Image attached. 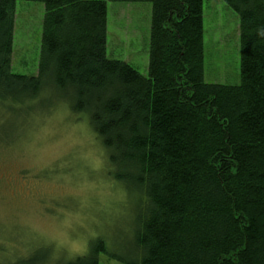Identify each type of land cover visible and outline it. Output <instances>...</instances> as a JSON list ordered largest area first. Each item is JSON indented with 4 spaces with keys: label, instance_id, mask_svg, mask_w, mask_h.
I'll list each match as a JSON object with an SVG mask.
<instances>
[{
    "label": "trees",
    "instance_id": "obj_1",
    "mask_svg": "<svg viewBox=\"0 0 264 264\" xmlns=\"http://www.w3.org/2000/svg\"><path fill=\"white\" fill-rule=\"evenodd\" d=\"M18 1L45 7L37 76L12 72ZM108 1L152 4L148 76L108 57L107 2L0 0V110L38 111L50 93L87 115L139 202L122 264H264V0H223L240 20L239 86L205 82L203 0ZM39 252L0 264H41ZM101 254L98 241L65 264Z\"/></svg>",
    "mask_w": 264,
    "mask_h": 264
},
{
    "label": "rangeland",
    "instance_id": "obj_2",
    "mask_svg": "<svg viewBox=\"0 0 264 264\" xmlns=\"http://www.w3.org/2000/svg\"><path fill=\"white\" fill-rule=\"evenodd\" d=\"M87 1L107 2L108 57L148 76L152 4ZM203 2L205 82L239 86V16L223 0ZM44 15L41 2L16 3L14 74L38 75ZM40 103L35 112L0 110V262L40 251L41 264H65L98 241L107 250L100 264L132 259L137 195L112 179L87 115L54 105L50 93Z\"/></svg>",
    "mask_w": 264,
    "mask_h": 264
},
{
    "label": "crops",
    "instance_id": "obj_3",
    "mask_svg": "<svg viewBox=\"0 0 264 264\" xmlns=\"http://www.w3.org/2000/svg\"><path fill=\"white\" fill-rule=\"evenodd\" d=\"M147 71H148V69H147Z\"/></svg>",
    "mask_w": 264,
    "mask_h": 264
}]
</instances>
